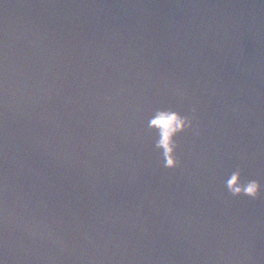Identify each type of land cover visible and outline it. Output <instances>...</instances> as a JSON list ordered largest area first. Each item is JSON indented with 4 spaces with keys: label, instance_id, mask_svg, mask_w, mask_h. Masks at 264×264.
<instances>
[{
    "label": "water",
    "instance_id": "water-1",
    "mask_svg": "<svg viewBox=\"0 0 264 264\" xmlns=\"http://www.w3.org/2000/svg\"><path fill=\"white\" fill-rule=\"evenodd\" d=\"M237 170L264 186V0H0L2 264H264Z\"/></svg>",
    "mask_w": 264,
    "mask_h": 264
},
{
    "label": "clouds",
    "instance_id": "clouds-1",
    "mask_svg": "<svg viewBox=\"0 0 264 264\" xmlns=\"http://www.w3.org/2000/svg\"><path fill=\"white\" fill-rule=\"evenodd\" d=\"M193 113L196 109L193 108ZM193 119L180 112L167 110L157 112L153 118L149 120L148 127L150 129L159 130V138L155 147L163 155L164 167L169 170H175L181 166V162L177 156L179 144L176 137L189 132L193 129ZM241 171L237 170L232 173V178L226 183L229 193L236 198L247 196L252 199H258L264 191L258 181L241 180ZM2 264V262H0Z\"/></svg>",
    "mask_w": 264,
    "mask_h": 264
}]
</instances>
